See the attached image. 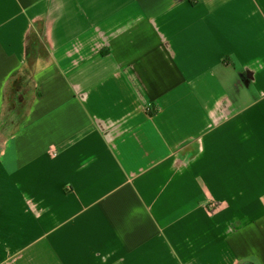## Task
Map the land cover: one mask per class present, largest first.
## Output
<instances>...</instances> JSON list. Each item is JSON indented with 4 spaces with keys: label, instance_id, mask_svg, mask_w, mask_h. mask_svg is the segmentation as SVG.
<instances>
[{
    "label": "crops",
    "instance_id": "crops-1",
    "mask_svg": "<svg viewBox=\"0 0 264 264\" xmlns=\"http://www.w3.org/2000/svg\"><path fill=\"white\" fill-rule=\"evenodd\" d=\"M0 264H264V0H0Z\"/></svg>",
    "mask_w": 264,
    "mask_h": 264
},
{
    "label": "trees",
    "instance_id": "trees-1",
    "mask_svg": "<svg viewBox=\"0 0 264 264\" xmlns=\"http://www.w3.org/2000/svg\"><path fill=\"white\" fill-rule=\"evenodd\" d=\"M29 38V37H28ZM27 38V41H28ZM25 81V83H24ZM31 81L27 73H16L14 74L9 81V91H13L14 93L19 92V94H23V98L26 103L27 93L31 92ZM16 91V92H15ZM28 91V92H27Z\"/></svg>",
    "mask_w": 264,
    "mask_h": 264
},
{
    "label": "rangeland",
    "instance_id": "rangeland-1",
    "mask_svg": "<svg viewBox=\"0 0 264 264\" xmlns=\"http://www.w3.org/2000/svg\"><path fill=\"white\" fill-rule=\"evenodd\" d=\"M43 52H46L45 48H42ZM25 83V81H24ZM11 93V105L10 107L14 108V111L9 115V117H16L17 115H19L20 111H24L22 109H24V105H25V101H21L19 100L18 96L16 94H14L13 91H10Z\"/></svg>",
    "mask_w": 264,
    "mask_h": 264
}]
</instances>
